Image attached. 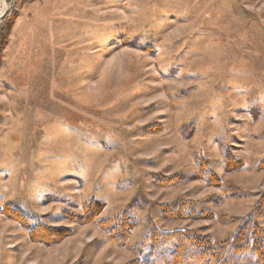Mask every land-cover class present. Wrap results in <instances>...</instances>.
<instances>
[{"label": "rangeland", "instance_id": "obj_1", "mask_svg": "<svg viewBox=\"0 0 264 264\" xmlns=\"http://www.w3.org/2000/svg\"><path fill=\"white\" fill-rule=\"evenodd\" d=\"M2 7L4 10L2 11ZM12 7L0 0V18ZM242 162L224 169V153ZM210 160L220 187L190 179ZM264 0H24L0 62V207L71 234L43 246L0 214V264H127L152 226L225 239L264 193ZM181 174L159 187V176ZM132 216L125 246L78 214ZM211 219L165 220L161 204ZM257 222H264L258 218Z\"/></svg>", "mask_w": 264, "mask_h": 264}, {"label": "trees", "instance_id": "obj_2", "mask_svg": "<svg viewBox=\"0 0 264 264\" xmlns=\"http://www.w3.org/2000/svg\"><path fill=\"white\" fill-rule=\"evenodd\" d=\"M12 9L0 18V62L7 44L18 9L24 0H7ZM242 162L225 151L224 169L239 170ZM255 171H264V158L253 166ZM207 186L220 187L222 181L211 167L210 160L199 158L196 171L188 176ZM186 180L181 174L159 176L154 183L169 187ZM103 204L91 200L82 205L80 214L65 210L63 216L77 224H92L103 232L104 238L118 247L125 246L135 226L132 216L124 212L107 218H99ZM157 210L165 220H198L213 218L212 211L193 205L161 204ZM0 214L26 229L30 241L50 246L71 234L68 227L48 226L38 216L6 203ZM264 222V193L254 205L253 211L243 217L238 227L225 239L213 241L208 234L187 228L163 229L152 226L143 240L135 247V258L127 264H264V230L257 222Z\"/></svg>", "mask_w": 264, "mask_h": 264}, {"label": "bare ground", "instance_id": "obj_3", "mask_svg": "<svg viewBox=\"0 0 264 264\" xmlns=\"http://www.w3.org/2000/svg\"><path fill=\"white\" fill-rule=\"evenodd\" d=\"M4 10V8L2 7V11ZM1 14V13H0Z\"/></svg>", "mask_w": 264, "mask_h": 264}]
</instances>
